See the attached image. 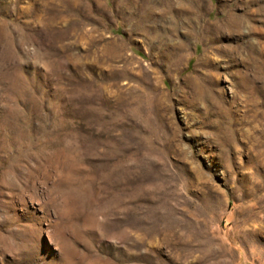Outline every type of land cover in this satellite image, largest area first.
Returning <instances> with one entry per match:
<instances>
[{
  "label": "rangeland",
  "instance_id": "374dc122",
  "mask_svg": "<svg viewBox=\"0 0 264 264\" xmlns=\"http://www.w3.org/2000/svg\"><path fill=\"white\" fill-rule=\"evenodd\" d=\"M0 264H264V0H0Z\"/></svg>",
  "mask_w": 264,
  "mask_h": 264
}]
</instances>
